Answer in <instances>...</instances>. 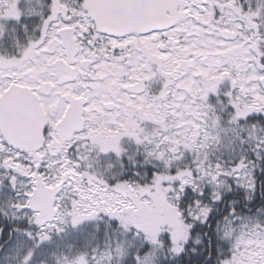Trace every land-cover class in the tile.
<instances>
[{
    "label": "snow or ice",
    "instance_id": "snow-or-ice-1",
    "mask_svg": "<svg viewBox=\"0 0 264 264\" xmlns=\"http://www.w3.org/2000/svg\"><path fill=\"white\" fill-rule=\"evenodd\" d=\"M0 264H264V0H0Z\"/></svg>",
    "mask_w": 264,
    "mask_h": 264
}]
</instances>
